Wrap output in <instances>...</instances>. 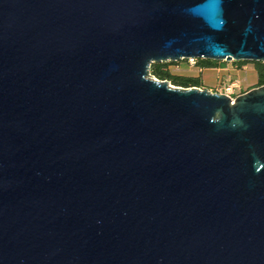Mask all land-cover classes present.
I'll use <instances>...</instances> for the list:
<instances>
[{
    "label": "water",
    "instance_id": "95a60500",
    "mask_svg": "<svg viewBox=\"0 0 264 264\" xmlns=\"http://www.w3.org/2000/svg\"><path fill=\"white\" fill-rule=\"evenodd\" d=\"M264 0H0V264H264Z\"/></svg>",
    "mask_w": 264,
    "mask_h": 264
},
{
    "label": "rangeland",
    "instance_id": "374dc122",
    "mask_svg": "<svg viewBox=\"0 0 264 264\" xmlns=\"http://www.w3.org/2000/svg\"><path fill=\"white\" fill-rule=\"evenodd\" d=\"M221 62V61H217ZM224 71H215L214 68L199 69L196 65L190 66L185 60L170 65L173 74L198 77L201 88L214 89L220 81H237L242 89H250L255 85L256 73L253 63L245 62L237 65L234 62H224Z\"/></svg>",
    "mask_w": 264,
    "mask_h": 264
},
{
    "label": "trees",
    "instance_id": "16d2710c",
    "mask_svg": "<svg viewBox=\"0 0 264 264\" xmlns=\"http://www.w3.org/2000/svg\"><path fill=\"white\" fill-rule=\"evenodd\" d=\"M237 65H242L245 62H234ZM174 64V62H160V63H152L149 68V73L152 77L157 80L167 81L173 86L182 87V88H191L198 87L201 88V81L198 77L194 76H184L173 74L170 71V65ZM224 64V62H215L208 59H196V66L199 69L205 68H215L220 67ZM253 66L256 73V82L252 87L264 86V63L262 62H253Z\"/></svg>",
    "mask_w": 264,
    "mask_h": 264
},
{
    "label": "built area",
    "instance_id": "2783aa9c",
    "mask_svg": "<svg viewBox=\"0 0 264 264\" xmlns=\"http://www.w3.org/2000/svg\"><path fill=\"white\" fill-rule=\"evenodd\" d=\"M186 63L190 66H194L196 64V59L190 58L185 60ZM207 89V88H206ZM212 93L223 94L230 99H234L240 94L244 93L246 90L242 89L240 84L237 81H220L214 89H207Z\"/></svg>",
    "mask_w": 264,
    "mask_h": 264
},
{
    "label": "crops",
    "instance_id": "0c3cea01",
    "mask_svg": "<svg viewBox=\"0 0 264 264\" xmlns=\"http://www.w3.org/2000/svg\"><path fill=\"white\" fill-rule=\"evenodd\" d=\"M215 71L219 72V71H224L225 67L224 66H220V67H215L214 68ZM246 90V89H245Z\"/></svg>",
    "mask_w": 264,
    "mask_h": 264
}]
</instances>
